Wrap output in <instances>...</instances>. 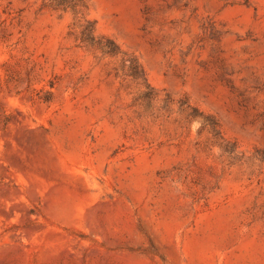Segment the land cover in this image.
<instances>
[{
    "label": "rangeland",
    "instance_id": "1",
    "mask_svg": "<svg viewBox=\"0 0 264 264\" xmlns=\"http://www.w3.org/2000/svg\"><path fill=\"white\" fill-rule=\"evenodd\" d=\"M83 1L0 0V264H264V0Z\"/></svg>",
    "mask_w": 264,
    "mask_h": 264
},
{
    "label": "trees",
    "instance_id": "2",
    "mask_svg": "<svg viewBox=\"0 0 264 264\" xmlns=\"http://www.w3.org/2000/svg\"><path fill=\"white\" fill-rule=\"evenodd\" d=\"M50 6L56 9H69L76 11L80 5H84L83 0H44ZM95 22L86 20L85 24L82 25L80 35L77 37V41L80 46L89 48L100 52L104 56L117 57L123 56V68L126 70L127 75L132 77L134 80H143L147 85V78L144 69L138 60L130 57V62L127 63L125 52H122L120 46L111 38L106 36L95 35ZM45 101H49L46 99Z\"/></svg>",
    "mask_w": 264,
    "mask_h": 264
}]
</instances>
